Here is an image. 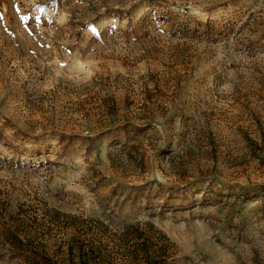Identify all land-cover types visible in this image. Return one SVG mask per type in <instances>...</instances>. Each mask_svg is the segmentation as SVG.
Instances as JSON below:
<instances>
[{
	"label": "rangeland",
	"instance_id": "1",
	"mask_svg": "<svg viewBox=\"0 0 264 264\" xmlns=\"http://www.w3.org/2000/svg\"><path fill=\"white\" fill-rule=\"evenodd\" d=\"M9 230L264 264V0H0V264H28Z\"/></svg>",
	"mask_w": 264,
	"mask_h": 264
},
{
	"label": "trees",
	"instance_id": "2",
	"mask_svg": "<svg viewBox=\"0 0 264 264\" xmlns=\"http://www.w3.org/2000/svg\"><path fill=\"white\" fill-rule=\"evenodd\" d=\"M123 237L128 239V229ZM5 239L28 264H58L47 255L41 254L37 248H33L31 238L26 235L22 236L18 232L9 230L5 234ZM134 239L129 255L128 249L127 254L123 255V264H165L167 262L165 246L157 247L160 242L162 244L167 242L166 238L159 237L155 241L150 237L137 234ZM67 246L64 264H112V254L108 247L96 245L93 239L85 240L73 234Z\"/></svg>",
	"mask_w": 264,
	"mask_h": 264
}]
</instances>
